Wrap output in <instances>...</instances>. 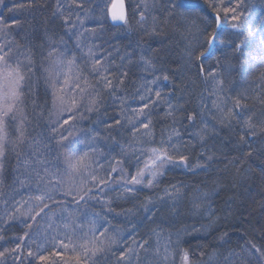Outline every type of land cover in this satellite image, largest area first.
Here are the masks:
<instances>
[{
  "label": "snow or ice",
  "instance_id": "snow-or-ice-1",
  "mask_svg": "<svg viewBox=\"0 0 264 264\" xmlns=\"http://www.w3.org/2000/svg\"><path fill=\"white\" fill-rule=\"evenodd\" d=\"M209 7L213 9L214 17L204 16L206 21L202 29L197 28V31L204 36L205 42L200 45L198 54L189 48L187 56L189 63L194 59L199 62V75L204 77L205 81L210 77L212 80L211 96L215 99L211 101L212 109H215L213 118L216 123L227 128H232L233 121L239 124L241 133L239 134V144H248L251 148V141L247 139L248 136L256 137L264 134V111H261L259 116L253 111L247 103L249 99L246 93L236 92L235 95H225V77L223 73L231 74V67L227 69L220 68V57L215 55L216 46L219 43L220 48L228 49L234 43L235 53L240 55V69L242 73H247L249 68L254 65L249 60L250 54H244L242 45L245 44L248 38L254 37L252 32L253 27L261 30L262 38L260 45H264V19L261 24L257 25L255 18L245 17L242 11L244 0H232V3L225 6L223 0H205ZM70 5H75L77 8H83L84 5L78 0H69ZM143 6V10L139 11V19L137 24L144 27L147 21L146 13L149 11V0H140L137 5L139 9ZM30 6V5H29ZM23 8L24 5H17ZM99 7V5H97ZM105 9L107 11L105 12ZM164 9L168 16H172L176 9H184L180 13L185 16L187 13L195 11L193 5L187 0H165ZM11 11V9H9ZM57 12L60 11L58 7ZM94 14L92 9H85V16L77 19L79 24L83 27V31L78 29L74 33L76 38V48L80 50L81 56L73 51L69 54V49L64 47L61 50L60 46L52 48L48 52V57H53L51 66L46 68L48 76L45 83L51 90L52 107L55 111L50 115L54 118L49 121V131L51 135L42 140H35L34 142L28 141L27 124L28 117L24 109L20 107L24 103V86L28 79L21 62H17L13 67L11 54L12 47L8 46L14 43L8 40L9 32L4 31L7 28L19 25L20 21H14V25L7 24L0 18V33H3L5 38L4 43H0V177H3L7 172L9 162V144L12 145V150L15 151L17 147L23 146L28 141V149L30 151L24 152L22 155L17 153V163L13 168L14 179L13 184L16 185V191L27 189V199L21 197L15 203L18 205L15 208L17 213L24 216L25 219L21 220V224L31 229L33 225L27 221H37V217L42 214L47 216L49 221L53 220L55 212L52 205L62 206L60 211L66 213V216L61 217V225L65 232L63 239L59 236L53 237V248L61 247L64 249L66 255H61L58 252H51L52 256H60L61 264H99L100 258L103 257L105 252H111L112 255H118L120 261H124L130 254H135L138 264L142 258L140 251L148 253L150 248L149 239H142L137 241L133 238L132 233L137 228L133 224L128 229V237L132 238L133 246H129L124 250L120 247L124 240L123 232H109L111 226V219L107 218V214L114 211L113 201L106 195V190H111L112 182H116L119 188V197L127 198V196H135L143 189L153 190L160 186L163 178L174 170L182 172L196 173L197 170L207 171L208 161H212L214 154H207L203 148L199 152V156L205 157V160L197 158L193 163L191 159V150L195 149L197 143L203 146L210 134H213L217 129L208 125L206 120L201 121V126L189 133L191 139L183 141L180 139L181 133L175 124L176 113L178 108L183 105H174L162 96L159 87L155 90L149 86L145 92H138V99L143 101L142 106L139 108H132L133 115H128L125 107V97L117 95L123 90L125 78L128 72L125 68L121 67L120 75L117 76L115 72L110 71V65L107 63V57L101 59L98 56L99 45L95 44V38L98 33L103 30L104 24L100 23L96 27H84L85 20L89 14ZM221 13L223 19L229 21V27L233 30L229 35H237L239 42L229 41L227 37L220 35L224 25L222 23ZM60 18L63 20L64 27L69 32L76 29V22L73 21L69 24V17L61 13ZM110 18L112 27L131 30V25L125 9L124 0H113L111 5L105 4L100 8V16L97 18L104 21ZM153 26L150 31L146 30L149 35H159L157 32L158 20L155 15L152 16ZM167 23V20H165ZM215 27H212V25ZM245 28L247 32L245 33ZM191 33L192 29H188ZM88 33V36H85ZM50 43H56L48 37ZM88 40L87 51H84V41ZM66 42L61 37L60 44ZM191 43V42H190ZM7 47V50L5 48ZM158 49H152V52H157ZM264 51V50H262ZM83 57H87L82 61ZM217 61L216 68L205 69V61L209 58ZM29 65L28 71H33L31 67L33 60L30 55L25 57ZM125 57H121L124 60ZM257 57L252 56L251 60L256 61ZM260 62L264 63V55L260 56ZM139 60L142 62V71L153 74L157 72L154 57L141 54ZM133 56L131 53L127 54V63L132 64ZM115 62L113 61V64ZM87 69V71H85ZM163 79L165 82H171L170 76L167 72H162L156 75L153 80L147 81L148 85H155L159 80ZM260 84L256 87L260 89L252 97L259 104L264 105V73L260 75ZM144 87L143 84L140 86ZM31 92L35 95L32 100L34 110L40 109L37 115H42L43 105L40 104L39 94L36 87L30 86ZM154 91L155 100H151L148 94ZM106 96H111L113 101L120 100L118 105L119 111L117 116L119 118L110 117L108 120L103 121L105 128H114L116 126L127 129L132 140L127 144L119 142L113 137V143L118 144L120 155L119 157L112 156L110 159L105 158L108 163L110 171L106 172L105 176L99 175L100 169L104 168V163L101 162V157L104 153L98 146V140L101 138L99 133H95L93 129L84 130L80 122L84 120H91V114L100 113L101 109L105 107L104 100ZM231 101V106L228 105ZM158 103L166 104V110L163 118H172L171 125L164 129L161 133L159 141L155 138L154 121L152 109ZM202 107L199 116H203L204 110L207 109V102L201 97ZM47 104V99L44 100V105ZM211 112V109H209ZM88 113L89 115H85ZM197 113L195 110H190L186 114V119L190 125H195L197 120ZM16 122L15 139L10 140L9 124L8 121ZM93 123H96L93 121ZM67 132V135L64 133ZM79 135L77 141L75 137ZM166 137V139H165ZM57 145L56 155L53 156L52 142ZM82 146V147H81ZM183 149H189L184 151ZM248 156L252 155L251 151L245 153ZM133 166L134 171L125 167V163ZM21 165L23 172L20 171ZM113 173H119L118 178L113 177ZM26 174V175H25ZM264 175V169L261 170ZM79 177V182H77ZM33 180L35 186L33 187ZM91 182V183H90ZM3 179H0V184H3ZM185 185L169 183L162 192L158 193L155 197L149 195L140 204L144 211V216L141 217L142 221L155 223L157 214L164 210L166 205L169 212L175 215L177 212L178 204L184 197ZM221 185L216 184L211 190H197V195L193 196L191 200L192 208L194 209L192 215H201L208 217L209 223L201 225L200 227H184L177 230L176 233H169L167 238L162 237L163 229L159 224L151 229L152 235L156 238L155 248L152 249L151 255L154 260H150L149 264H177L176 256L179 252L180 264H194L193 256L189 247H184L185 236L200 234L208 231V229L217 223L220 217L216 214L212 207V200L217 195ZM2 195V193H0ZM60 197V199H57ZM78 207H83L89 201H95L100 205L102 212H97L91 216L85 215L83 221L78 222L75 213L78 208L74 207L71 210L67 207L68 199ZM35 201V204L29 203ZM51 202V203H49ZM22 204H28L27 209L21 211ZM48 211H45V210ZM131 215H135L132 210H128ZM35 213L32 215V213ZM117 216L121 213H116ZM19 216L10 215L9 219L17 220ZM104 219L105 223L101 224L100 220ZM29 233L25 232L19 239L23 240L24 236ZM175 235V240H172ZM227 233L221 234L219 239L227 242L225 237ZM162 240L164 241L162 244ZM175 244V248L171 245ZM246 245H251L250 247ZM19 247V245L17 246ZM42 247V246H41ZM163 248V251H161ZM115 249V251H114ZM204 255L203 252L200 253ZM3 253H0L2 256ZM235 255L236 259H233ZM29 257L36 258L42 264H49V258L41 253L34 254L31 250L28 252ZM218 259L216 250L208 256L207 261H202L201 264H215ZM227 264H264V246L258 245L249 240L246 244L240 245V251L233 253L230 251L224 257ZM31 264V262H29ZM52 264H56L55 261Z\"/></svg>",
  "mask_w": 264,
  "mask_h": 264
},
{
  "label": "trees",
  "instance_id": "trees-1",
  "mask_svg": "<svg viewBox=\"0 0 264 264\" xmlns=\"http://www.w3.org/2000/svg\"><path fill=\"white\" fill-rule=\"evenodd\" d=\"M83 3V8H77L75 5H70L69 0H0V18L7 24L14 25V21L19 20L20 24L7 28L4 31L9 32L8 40L14 41L11 45L13 52L11 60L13 67L17 62H21L28 79L24 86V103L20 105L24 109L30 123L27 124L28 141L34 142L35 140H42L51 135L49 131V121L54 117L50 115L55 111L52 107L51 90L47 87L45 80L48 76L46 68L51 66L53 57H48V52L52 48L60 46L61 50L64 47L69 49V54L75 52L77 56H81L80 50L76 48V38L74 33L78 29L83 31L80 26L77 14L83 18L85 16V9H92L94 14L90 13L85 20L84 27L93 28L98 24L103 23L104 28L100 31L95 38V44L99 45L98 56L103 59L107 57V63L110 65V71L115 72L117 76L120 75L121 67L125 68L128 72L123 85V90L117 93L120 97H125V107L128 115H133L131 109L139 108L142 106L143 101L138 99V92H145L151 86L154 90L159 87L162 96L165 97L174 105H183L178 108L176 113L177 127L181 133L180 139L188 141L191 139L189 133L197 130L201 126V121L206 120L208 125L213 126L217 131L210 134L206 143L201 146L197 143L195 149L191 150V159L195 163L197 158L205 160V157L199 156V152L203 150L207 154H214L212 161H208V169L197 170L196 173L182 172L174 170L163 178L160 186L153 190H141L135 196H127V198L119 197L114 191L106 190V195L113 201L114 211L107 214V218L111 219V226L109 232H123L124 240L120 247L121 250L129 246H133L132 238L128 237V229L133 224L137 228L133 231L132 236L137 241L142 239H149L150 248L148 253L140 251L142 258L140 264H149L150 260H154L151 252L155 248L156 238L152 235L151 229L159 224L162 231V237L167 238L169 233H176L177 230L184 227H200L209 223L208 217L201 215H192L194 209L192 208L191 200L193 196L197 195V190H211L217 183L221 185L217 195L213 197L212 207L216 214L220 217L216 224L212 225L208 231L200 234H193L184 237L186 242L183 246L189 247L193 256L194 264H201L202 261H207L208 256L216 250L218 259L215 264H227L224 257L230 251L233 253L240 251V245L246 244L251 240L254 243L264 246V175L261 170L264 169V134L256 137L248 136L251 148L248 144H239V134L241 129L236 121H233L232 128L223 127L216 123L213 118L215 109H212L211 101L215 99L206 89L213 87L212 80L209 77L205 81L204 77L199 75V62L194 59L189 63L187 50L191 48L194 52H198L200 45L205 42V38L199 37L201 24L198 26L197 19L200 14L204 16L214 17V12L205 0H187L188 3L194 6L195 11L181 16L180 13L184 9H176L172 16H168L164 9L165 0H149L150 8L146 13L147 21L142 28L137 24L139 19V11L143 10V6L138 9L137 5L140 0H124L125 9L131 25V30L123 27H112L110 18L100 21L97 18L100 16V8L105 4L111 5L113 0H78ZM181 0H177V3ZM219 2V0H217ZM224 5L227 6L232 3V0H223ZM23 4V8L17 5ZM30 5V6H29ZM99 5V7H97ZM60 8L57 12L56 9ZM209 8L211 10H209ZM11 9V11H9ZM203 10V14L201 11ZM107 9H105V12ZM197 11V13H196ZM205 11V12H204ZM242 11L245 17L255 18L257 25L261 24L264 19V0H244ZM61 13L69 17V24L73 21L76 22V29L71 32L64 27L63 20L60 18ZM155 15L158 20L157 32L159 35H149L146 30L150 31L153 26L152 16ZM197 17V18H196ZM222 23L224 25L220 32L222 37H227L229 41L239 42L237 35H229L232 32L229 28V21L223 19L221 13ZM167 20V23L165 22ZM200 22V21H199ZM206 23V21L202 22ZM212 27H215L213 24ZM192 31L189 33L188 29ZM247 28H245V33ZM254 37L248 38L244 45H242L243 52H249V60L254 65L249 68L247 73H242L240 69V60L238 59L239 53H235L234 43L228 49H222L217 43L216 53L220 57V68L227 69L231 67V74L223 73L225 77V95H235L236 92L246 93L249 97L247 100L250 108L259 116L261 111H264V105L259 104L252 97L260 89L256 86L260 84V75L264 73V63L260 62V56L264 55V45H260L262 38L261 30L257 27L252 28ZM88 36V33H85ZM48 37L56 43H50ZM61 37L66 42L60 44ZM5 38L3 33H0V43H4ZM88 40L84 41V51H87ZM191 42V43H190ZM152 49H158L153 53ZM7 50V47L5 48ZM131 53L133 56V63H127V54ZM141 54L145 56H153L156 63L157 72L148 74L142 71V62L139 60ZM30 55L33 60V71H28V63L26 56ZM256 56V61H252L251 57ZM121 57H125L121 60ZM87 57H83L86 60ZM211 60L217 66V61L211 57ZM113 61L115 62L113 64ZM207 69V64H204ZM87 71V69H85ZM162 72H167L170 76L171 82H165L161 78L155 85H148L147 81L153 80L156 75ZM141 84L144 85L141 88ZM35 86L39 94L40 104L43 105L42 115H37L40 109L34 110L32 100L35 95L31 92L30 86ZM151 100H155L154 91L148 94ZM207 102V109L204 110L203 116H199L202 103L201 97ZM47 99V104L44 105V100ZM105 107L101 109L100 113L91 114V120H84L80 122L84 130L93 129L95 133H99L101 138L98 140V146L104 153L101 157V162L104 163V168L100 169L99 175L105 176V173L110 171L108 163L105 158L110 159L112 156L119 157L120 151L118 144L113 143V137L119 142L127 144L132 140L127 129L116 126L114 128H105L103 121L108 120L110 117L119 118L117 112L119 111L118 105L120 100L113 101L111 96H106L104 100ZM231 106V101H228ZM166 104L158 103L153 111L154 133L155 138L159 141L161 133L164 129L168 128L172 123V118H163L166 110ZM211 109V112H209ZM190 110H195L197 120L195 125H190L186 119V113ZM85 115H89L85 113ZM95 121L96 123H93ZM10 140L15 139L16 122L9 120ZM67 135V132L64 133ZM79 140V135L75 137ZM166 139V137H165ZM28 141L23 146L17 147L15 151L12 150L11 143L9 144V162L7 172L4 174V183L0 184V264H42L34 257H29L28 252L31 250L34 254L41 253L48 256L49 264L53 261L56 264H61L60 256H52L51 252L55 251L61 255H66L61 247L53 248V237L59 236L63 239L65 229L60 226L62 221L61 217L66 216V213L60 211V207L53 204L52 209L56 213L52 221H49L47 216L42 214L37 217V221H27L33 227L28 229L21 224V220L25 217L15 211L17 200L23 197L27 199V189H22L17 192L16 185L13 184L14 172L13 168L17 163V153L21 155L30 151L28 149ZM53 148V156L56 155L57 145L53 141L51 144ZM82 147V146H81ZM188 151L189 149H183ZM251 151L252 155L248 156L245 153ZM125 167L134 171L131 164L125 163ZM21 172L23 166L21 165ZM26 175V174H25ZM79 182V177L76 178ZM91 183V182H90ZM169 183L185 185L184 197L179 202L177 212L172 215L167 206L164 210L157 214L156 222L142 221L144 211L140 204L151 195L155 197L158 193L162 192L164 187ZM35 181L33 180V187ZM60 199V197H57ZM35 204V201H29ZM51 203V202H49ZM28 204H22L21 211L27 209ZM67 207L71 210L77 207L75 213L78 222L83 221L85 215H93L97 212H102L99 204L95 201H89L86 206L78 207L74 205L71 199H68ZM128 210H132L135 215H131ZM45 211H48L47 209ZM116 213H121L117 216ZM184 214L183 220L179 218L180 214ZM35 213L33 212L32 215ZM10 215H16L20 218L17 220L9 219ZM101 224L105 223L104 219L100 220ZM28 232V236H24L23 240L19 237ZM227 233L225 237L226 243L221 241L219 237L221 234ZM172 240H175L173 235ZM162 240V244H163ZM19 245V247H17ZM42 246V247H41ZM175 248V244L171 245ZM250 247L251 245H246ZM115 251V249H114ZM163 251V248H161ZM201 252L204 253L201 256ZM117 255H112L111 252H105L103 257L100 258L99 264H138L136 255L130 254L124 261L118 259ZM236 259L235 255L232 257ZM177 264H180L179 252L176 256ZM237 264L239 261L237 260ZM253 264H256L253 261Z\"/></svg>",
  "mask_w": 264,
  "mask_h": 264
},
{
  "label": "bare ground",
  "instance_id": "bare-ground-1",
  "mask_svg": "<svg viewBox=\"0 0 264 264\" xmlns=\"http://www.w3.org/2000/svg\"><path fill=\"white\" fill-rule=\"evenodd\" d=\"M209 10H211L210 8H209ZM205 12V11H204ZM196 13H197V11H196ZM201 13L203 14V10L201 11ZM197 18V17H196ZM197 20H199V21H197V24L196 25H200L201 24V29L204 27V25H205V23H202V22H204L205 20L203 19V16L200 14V16H199V19H197ZM230 28V27H229ZM230 30H232L231 28H230ZM233 31V30H232ZM199 37L201 36V38H204V36L203 35H201V33L199 32ZM244 51V50H243ZM197 54H198V52H196ZM244 54H249V52H243ZM240 55L241 54H239L238 55V59L240 60ZM205 63L207 64V69L208 68H215V63L213 62V61H211V60H206L205 61ZM211 88H209V89H206V92L207 93H210L211 92ZM187 114V113H186ZM143 190H148V189H143ZM117 195H119V192H115ZM179 218L181 219V220H183V218H184V214L183 213H181L180 214V216H179Z\"/></svg>",
  "mask_w": 264,
  "mask_h": 264
},
{
  "label": "rangeland",
  "instance_id": "rangeland-1",
  "mask_svg": "<svg viewBox=\"0 0 264 264\" xmlns=\"http://www.w3.org/2000/svg\"><path fill=\"white\" fill-rule=\"evenodd\" d=\"M112 175H113V177H117L118 178L119 173H113ZM111 191L119 192L118 184L116 182H112Z\"/></svg>",
  "mask_w": 264,
  "mask_h": 264
},
{
  "label": "water",
  "instance_id": "water-1",
  "mask_svg": "<svg viewBox=\"0 0 264 264\" xmlns=\"http://www.w3.org/2000/svg\"><path fill=\"white\" fill-rule=\"evenodd\" d=\"M117 2H118V0H117Z\"/></svg>",
  "mask_w": 264,
  "mask_h": 264
}]
</instances>
